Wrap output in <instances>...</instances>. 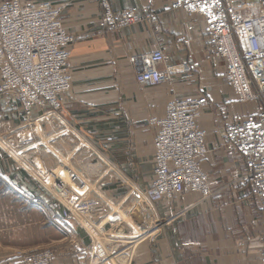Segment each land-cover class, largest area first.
<instances>
[{"label":"crops","instance_id":"0c3cea01","mask_svg":"<svg viewBox=\"0 0 264 264\" xmlns=\"http://www.w3.org/2000/svg\"><path fill=\"white\" fill-rule=\"evenodd\" d=\"M21 1L59 9L73 38L71 81L59 95V110L28 116L0 93V199L15 210L0 223V264H23V253L47 246L55 251L51 264H260L264 206L244 178L243 158L223 142L225 126L256 111L258 103L235 99L201 16L172 9L170 0H105L114 13L132 9L156 19V27L143 21L114 29L102 22L103 0ZM154 49L163 52L159 69L176 72L170 85L136 82L138 56ZM186 96H204L208 103L197 119L209 151L202 167L214 194L180 193L146 204L155 227L146 235L138 207L120 217L137 197L128 184L153 181L156 128L149 120L163 116L172 98ZM99 155L117 169L79 179L77 160ZM95 236L136 243L104 260L89 250Z\"/></svg>","mask_w":264,"mask_h":264},{"label":"built area","instance_id":"2783aa9c","mask_svg":"<svg viewBox=\"0 0 264 264\" xmlns=\"http://www.w3.org/2000/svg\"><path fill=\"white\" fill-rule=\"evenodd\" d=\"M170 0L172 9L188 16H201L207 29V40L215 57L223 60L225 78L235 99L241 103L257 102L258 109L225 126L223 142L243 158L248 172L244 176L254 188V196L264 206V106L259 103L264 88V0ZM103 24L122 25L146 21L156 27L154 15H139L126 9L114 13L101 2ZM242 10L246 12H242ZM73 38L62 26L59 9L27 7L21 0L0 1V93L12 97L26 116L33 110H59V95L68 92L71 77L67 72L68 46ZM136 82L153 87L172 83L176 73L171 66L159 69L164 57L161 49L138 56ZM254 82H257L259 89ZM163 116L149 120L156 128L153 149L155 171L147 187L129 182L137 197L120 214L125 219L138 207L145 218L146 235L155 230L146 204L172 199L180 193L194 192L202 198L214 191L202 163L207 155L204 131L198 126L200 110L207 106L204 96L172 98ZM2 115L0 112V122ZM1 126V125H0ZM116 164L105 155L76 162L79 179L102 178ZM113 221L110 225H113ZM136 239L122 242L95 236L89 246L93 254L110 260L131 250ZM260 264H264V242ZM51 249L21 255L23 264H50Z\"/></svg>","mask_w":264,"mask_h":264},{"label":"rangeland","instance_id":"374dc122","mask_svg":"<svg viewBox=\"0 0 264 264\" xmlns=\"http://www.w3.org/2000/svg\"><path fill=\"white\" fill-rule=\"evenodd\" d=\"M108 3V2H107ZM108 5H109V3H108ZM102 7V6H101ZM110 7V6H109ZM101 11H103V12H105V10H104V8H102L101 9ZM104 14V13H103ZM102 22H103V20H102ZM140 22H143V21H140ZM61 23H62V26H63V22H62V18H61ZM106 25V24H105ZM107 26V25H106ZM64 27V26H63ZM108 27H110V26H108ZM65 28V27H64ZM111 28H114V27H111ZM66 29V28H65ZM114 29H117V28H114ZM258 81H259V83H261V85L264 87V82L262 81V80H260V79H258ZM254 85L256 86V88L257 89H259V86H258V84H257V82H254ZM260 101H259V103L260 104H262L263 106H264V88L261 90V93H260ZM7 163H8V165L10 164L9 163V161H7ZM10 167H12L11 165H9ZM7 167V166H6ZM10 167L8 168V169H10ZM0 192H2L1 191V188H0ZM11 208H12V206H11V204L7 201L6 202V200H2V199H0V223L4 220V222H5V217H7V216H9V215H12V216H15L14 215V211L13 210H11ZM6 211H8V212H6ZM51 249L52 251H54L53 250V248L52 247H49V246H47L46 248H42V249H37V250H32L31 252H29V251H27V252H25V253H23L24 255H26V254H31V253H34V252H39V251H41V250H46V249ZM55 252V251H54ZM55 256V255H54ZM50 264H51V262H50Z\"/></svg>","mask_w":264,"mask_h":264}]
</instances>
